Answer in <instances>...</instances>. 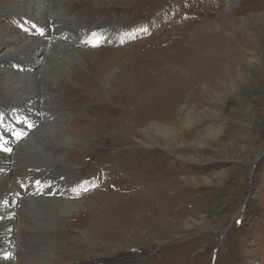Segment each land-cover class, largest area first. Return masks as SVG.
<instances>
[{
    "label": "rangeland",
    "instance_id": "374dc122",
    "mask_svg": "<svg viewBox=\"0 0 264 264\" xmlns=\"http://www.w3.org/2000/svg\"><path fill=\"white\" fill-rule=\"evenodd\" d=\"M66 1L78 2L77 10L93 19L97 16L107 21L113 19L120 30L115 39L101 35L102 39L95 46L86 45L87 38L81 42V49L98 52L105 47L118 48L113 52L123 55L117 61V68L94 77L102 85L104 103L93 108L89 100L80 101L79 96L66 105L76 112L75 116L86 113L94 119L77 122L74 115H70L68 124L75 127L69 130L82 140L70 135L68 150L71 152L68 154L81 152L69 163L73 168H80L75 178V189L80 191L77 198L86 199L100 193L94 195L97 204H87L84 210H96L97 205L102 216L83 211L79 214L74 210L61 214L57 221L52 220L50 210L32 206L31 214L27 215H31V223L38 230H34L33 240H25V251L35 250L44 257L48 240L45 236L51 233L47 238L54 242V247L48 256L50 259L59 257L53 264H264V0H236L231 9L227 0ZM80 12L78 15L84 16ZM0 23L17 28L19 39L26 35L19 17L12 23ZM217 26L223 33L220 38L215 36ZM209 29L211 32H207ZM210 44L215 45V52ZM220 46H225V51H221ZM38 50L35 45L33 52L40 56ZM198 56L202 57L201 61ZM194 57L196 63L211 62L212 72L219 66L217 60H222L224 64L220 68L228 73L224 83L210 87L208 97L202 98L198 92L202 84L198 83L190 86L193 95L179 97L178 102L156 101L153 93L159 90L156 84L160 79L165 78L169 69L183 68ZM177 58L179 61H174ZM29 63L24 65L30 67ZM24 65L9 63V70L0 69V76L5 77L0 82L6 83L7 78ZM69 65L72 68L76 64ZM77 65L85 71L83 59ZM128 69L137 74L139 80L135 85L130 84L134 109L124 127L119 118L112 120L106 116L113 106L116 110L120 107L117 103H108L106 89L111 77L120 76L121 71ZM143 75L146 80L142 82ZM61 87H64L63 82ZM72 94L73 91L68 90L64 96ZM65 100L68 99L64 97ZM164 102L169 108H162ZM22 120H19V105L4 104L0 100V151L3 154L12 156L15 142L27 134L21 128V123L26 122ZM188 120L191 124L187 126ZM155 124L175 128L174 138L164 140L165 136L156 130ZM78 125L86 126V130H80ZM90 156L95 157L96 163L86 165L85 159ZM115 164L114 179L110 181L108 169ZM183 176L193 177L197 182L181 189L183 183L179 181ZM209 179L210 184H207ZM165 180L169 182L159 186ZM111 183L116 188H111ZM108 191L115 195H102ZM21 198L22 191L16 187L9 196H0V204L10 208ZM128 208L135 209L133 215ZM15 216L10 225L13 236L19 231V217L17 213ZM141 218L150 220L153 226H148L149 223L140 226L137 239L132 241L128 240L129 233L124 232L123 238L117 236ZM63 224L68 230L66 235L60 236L61 230L65 232L61 228ZM150 227L159 229L151 233ZM84 230L89 231L86 236L82 233ZM93 232L99 236H114L106 241L117 245V249L103 253L99 245L105 240L96 238ZM11 247L9 241L0 252ZM110 249L111 246L107 248ZM98 253H103L104 257H99ZM126 255L130 256L128 261L133 260L121 261Z\"/></svg>",
    "mask_w": 264,
    "mask_h": 264
},
{
    "label": "bare ground",
    "instance_id": "6f19581e",
    "mask_svg": "<svg viewBox=\"0 0 264 264\" xmlns=\"http://www.w3.org/2000/svg\"><path fill=\"white\" fill-rule=\"evenodd\" d=\"M235 1L236 0H227V6L229 9L235 6V4L233 5ZM77 3L66 0H13V2L6 4L4 1L0 0V21H9L12 23L15 21V19H17V17H19L20 24L23 27L22 29H25L26 31V35L19 39L20 37L16 33L17 28L13 26L8 27L7 25H1L0 23V49L3 48V51L0 52V64L3 67L0 69L2 71L5 69L9 70V63L12 65H19V67H21L25 62H30V67L24 65V67L20 68L19 71L12 73L11 76L7 78L6 83L0 82V100H2L4 104L12 102L19 105V120L23 119L26 121L21 123V128L27 133L25 136L20 137L19 140L15 142L14 153H12V156L5 155L2 153V151H0V196H9L11 190L15 189L16 187H19L22 191V198L19 200L18 204H15L10 208L4 206L3 203L0 204V210L3 214V218L0 219V248L9 241L12 244L10 249L6 251L2 250V252H0V264H53L55 259L58 257L55 256L54 259H50L48 256L52 247H54L52 246L54 242H52L49 237L47 238V236L51 233H46L45 236L46 239L52 243L46 240L47 254L44 257H42L40 254L38 255L35 250L30 249V251H25V240L29 238L32 239L34 230H38L33 227L32 224L34 223H31L29 218L31 215H27L31 214L29 208L32 210V206L50 210V212H52H49L52 220L57 221L60 220L61 214H70L74 210H77V213L79 214L83 211L86 213H98L100 215V217L98 215L99 218L102 216V213L99 211V209H97V205L96 210L92 208L90 210H84L85 207L88 208L87 204H97L98 201L96 196H99L100 193H95L92 197L88 196L86 199H79V197L77 198L80 191L75 189V178L77 175L79 176L80 168H73V164L70 165L69 163L72 158H76L77 154H80L81 152L76 151V154H68L71 152L68 150L71 145V139L69 136L74 135L81 140L82 138L69 130L70 128L75 127L73 126L74 124H68V118L75 111L69 109L68 106L66 107V105L71 99H76L79 96L81 98L80 101L88 102L89 100V103L93 106V108L96 104H103L104 100L102 95L103 89H101L102 85L97 83L94 80V77H101L104 72H109L112 68H117V61H119L123 55H117V53H115L118 48L112 49L105 47L98 50V52L90 49H81L83 46L81 43L82 40L87 38V40L90 41L89 38L92 37L84 36L83 33H92L91 35H106L107 39H110L112 36L113 39H115V36L120 33V30L117 29V22L113 19L107 21L106 19L98 16L96 19H93L92 16L85 15L84 12H80L77 10L79 6H75ZM78 12L84 13V16L78 15ZM98 12H94V14H97ZM214 30H216L215 32H218V35L215 36H219L220 38L223 35V33L220 32L221 30L218 26ZM207 32H211V30L209 29ZM208 37H210V35H208ZM35 45H38L39 48L37 52L41 51L40 56L35 55L33 52V47ZM210 47L211 50L215 52V45L210 44ZM220 48L221 51H225V46H220ZM205 49L206 48H204L202 51ZM150 51L152 50L150 49ZM80 59L84 60L85 71L82 70L79 65H77V62L79 63ZM179 59L180 58L175 59L174 61H179ZM197 59L201 61L202 57L198 56ZM203 59L211 60L209 58ZM195 60L196 58L194 57L191 62H188L186 65H184L185 67H173L167 71L165 78L162 77L160 82L156 84L159 88V90L156 89L153 93L156 96V101L170 99L177 101L180 100L179 97L182 98L185 95L190 96L189 94L192 93L190 91V86L198 83L202 84V89L198 90V92L202 94V98L208 97L210 95V87H214L217 84L219 85L221 82L222 84L224 83V78L227 77L228 73L225 70L223 72V68H220L224 64L222 63V60H217L219 62V66L216 70L213 69V72L212 69H210L213 68L211 62L200 64V61L196 63ZM70 63L76 65L70 68ZM17 66L15 68H17ZM126 68L131 69L130 66H127ZM200 68H202V70H200ZM129 69L127 71L125 70V72L121 71L119 73L120 76L117 74L116 77H111L109 87L106 89L108 93V103H117L120 105L119 110L114 109L113 106L111 113L107 114L106 116L112 120L119 118V123L123 124L124 127H127L128 125L127 118L129 117L127 116L130 115L129 113L131 109H134L133 105L131 104L132 100L130 98V96H132L130 84L135 85L137 84L136 81L139 80L138 75L130 73ZM211 72L214 73V75L211 74ZM210 77H212L213 82L210 81ZM3 79H5V77L0 76V81ZM205 79H209V81L205 82ZM144 80L146 79L143 75L142 82ZM62 82L64 83V87H61ZM68 90H72L73 94L64 96ZM171 95H173V97ZM191 95H193V93ZM64 97H66L68 100L64 101ZM111 98L113 100H111ZM167 105L168 103L164 102L162 108H169ZM188 112L185 114H188ZM167 114L168 113H166V115ZM174 114L172 115L174 116ZM82 116L84 119H82ZM82 116L80 114L76 116L74 115V118H76L77 122H86V120L92 122L94 120L86 113H83ZM189 121L190 120L187 122V126L191 124ZM154 126L158 132H161L162 136H165L163 137L164 140L174 138L175 128L160 124H155ZM76 127H80V130H86V126L78 125ZM144 146L148 147L146 144ZM180 157L182 158V156ZM151 160L153 162V159ZM85 162H87V164L85 163L86 165H90L96 163V160L94 156H90L86 157ZM116 166L117 164L108 169L111 178L110 181L114 179ZM84 168L87 167L84 166ZM38 178H43L41 185L44 186L36 192L37 186L33 184V181L34 179ZM180 179L182 181L179 182L183 183L181 189L185 186L188 187L187 184H190L193 181L197 182V180L193 177L187 178L183 176ZM210 180L211 179L208 180L207 184H210ZM168 182L169 181L165 180L159 186H164V184ZM51 184H56V186ZM174 189L178 190V188H173V190ZM107 194L115 195V193L112 191H108L102 195ZM168 194L171 195V193ZM118 195H120V193ZM128 209L133 211V215L135 209ZM15 213H17L19 217L17 224V226L19 225V231L13 236L11 235L10 225L13 221H15ZM103 218L105 217L103 216ZM148 218L149 217H147V219ZM147 219L141 218L140 221L137 223L134 222V224L132 222L130 227L123 229L117 234V236L123 238V233L126 232L129 233L128 240L130 239V241H132L137 239L136 233L138 232L137 229H139L140 226H143L147 223H149L147 224L148 226H153L152 222ZM34 220L36 219L34 218ZM66 225L70 226L68 223ZM188 225H191V223ZM34 226L36 225L34 224ZM63 226L64 224L61 228H64L65 232L61 231L60 236L66 235V231L68 230L67 227ZM79 227L82 228L83 224ZM158 229L159 228L157 227H150L149 232L152 233L153 230ZM84 231L85 232L82 233L84 236H86L85 233H88L89 231ZM94 235L100 240H105V242L102 241V243L99 245L100 248L104 250L103 253H109V251L112 249H117V245L115 246L114 243L110 244L108 242L112 240L114 236L110 237L108 234L99 236L97 233H94ZM63 246L66 247V244ZM110 246L111 249L107 250V248ZM103 253H98L99 257H104ZM119 258L120 257H116V259ZM129 258L130 256L126 255L120 259L121 261L125 260L127 262H131L133 259L128 261ZM106 260L109 259L106 258Z\"/></svg>",
    "mask_w": 264,
    "mask_h": 264
},
{
    "label": "built area",
    "instance_id": "2783aa9c",
    "mask_svg": "<svg viewBox=\"0 0 264 264\" xmlns=\"http://www.w3.org/2000/svg\"><path fill=\"white\" fill-rule=\"evenodd\" d=\"M168 21H171L170 18L168 19ZM178 59V58H177Z\"/></svg>",
    "mask_w": 264,
    "mask_h": 264
}]
</instances>
